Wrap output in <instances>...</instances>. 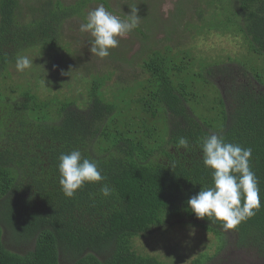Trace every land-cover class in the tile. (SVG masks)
I'll use <instances>...</instances> for the list:
<instances>
[{"label":"trees","instance_id":"1","mask_svg":"<svg viewBox=\"0 0 264 264\" xmlns=\"http://www.w3.org/2000/svg\"><path fill=\"white\" fill-rule=\"evenodd\" d=\"M20 2L0 0V264H174L173 256L134 247L138 237L174 223L202 226L216 236L217 251L240 250L264 264V0L210 1L212 16L203 21L209 31L244 40L248 51L236 64L203 60L196 68L191 47L167 44L147 53L143 79L106 88L108 76L90 72L77 77L84 89L68 85L66 93L61 87L71 78L62 84L55 72L58 88L48 85V96L14 78L9 66L17 55L52 50L64 66L67 19L86 20L96 2L113 8L109 0H42L25 20ZM219 22L235 27L223 30ZM210 134L252 149L261 207L234 230L198 219L187 205L213 185L199 148ZM180 137L189 151L177 150ZM75 149L99 163L114 195L105 198L101 184L86 183L65 196L59 156ZM220 254L202 253L190 264H247Z\"/></svg>","mask_w":264,"mask_h":264},{"label":"rangeland","instance_id":"2","mask_svg":"<svg viewBox=\"0 0 264 264\" xmlns=\"http://www.w3.org/2000/svg\"><path fill=\"white\" fill-rule=\"evenodd\" d=\"M41 1L21 0L20 3L23 4L22 7L26 16L25 20L32 19L31 14L26 11L37 7ZM64 1L65 3H73L75 0ZM210 1L109 0L113 8L112 13L122 19L127 18L123 16L131 15L133 9L137 10V15L140 17L139 26L142 27L145 34L140 33L135 28L127 35L120 37L119 46L110 49L111 54L101 59L89 51L92 40L90 33L79 31L81 23H85L86 20L73 16L64 23V38L70 42L69 47L71 49L70 54L66 50L62 51L66 60L63 63L64 66H59L57 59L59 53L54 55L55 51L52 50L39 53L38 50L31 49L23 54L33 61L32 67L24 71L26 73L18 72L15 63H12L9 69L15 79L30 83L34 88L33 90L40 96H48L49 93L46 92L48 85L58 88L53 80L55 72H58L63 79L62 84L67 77L71 78L70 83L61 87L66 93H69L68 85L72 90L84 89V78L77 79V77L85 74L90 78V72L100 77L107 75L106 88L113 87L116 89L143 79L146 74L141 65L144 58L147 57V53L167 44H174L176 49L191 47L197 55L194 59L196 68H199V63L203 60L206 64L218 60V62H235L236 64L238 63L236 60H240V57L248 51L244 40L240 35H225L222 32L209 31L210 28L203 21H207L212 16L215 5H209ZM100 5L103 4L93 3L90 8L86 9V14ZM200 12H202L201 16ZM193 24L196 27H192ZM219 24L223 30L235 27L233 24L224 22H219ZM231 31L233 32V30ZM74 49L77 50L75 56L72 53ZM63 72L68 73L63 75ZM8 82L15 85V82L10 81V79ZM19 84L22 85V83ZM217 244L218 240L213 232L195 224L180 223L171 224L163 230H155L151 234L138 237L134 241V247L139 252L158 255L160 258L168 260L173 256L174 264H190L196 257L206 252L213 255L220 252V259L224 262H227V254H230L236 260L241 258L243 261H247V264H256L254 259L243 255V251H217ZM10 246L14 250H20L18 247L14 248L12 244ZM32 247L33 243L30 246L21 247V249L26 250Z\"/></svg>","mask_w":264,"mask_h":264},{"label":"clouds","instance_id":"3","mask_svg":"<svg viewBox=\"0 0 264 264\" xmlns=\"http://www.w3.org/2000/svg\"><path fill=\"white\" fill-rule=\"evenodd\" d=\"M139 22L135 9L122 19L100 5L88 12L86 22L81 23L79 31L90 33L89 51L103 59L111 54L110 49L119 46V38L137 28ZM32 64L28 56L17 55L15 67L18 72L30 69ZM176 147L177 150L189 151V140L180 137ZM199 148L205 167L212 170L213 185L201 188L188 199L187 205L198 219L207 218L211 223L219 221L225 231L234 230L261 207L259 179L250 163L252 149L228 142L223 135L216 134L202 137ZM58 169L61 189L69 198L86 183L101 184L99 191L105 198L115 194V188L103 183L106 178L99 163L85 157L79 149L61 153Z\"/></svg>","mask_w":264,"mask_h":264}]
</instances>
